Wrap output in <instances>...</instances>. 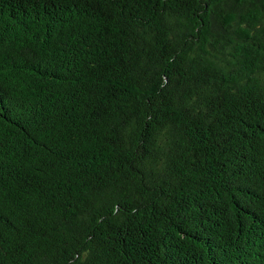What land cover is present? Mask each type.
Returning <instances> with one entry per match:
<instances>
[{
    "label": "trees",
    "instance_id": "obj_1",
    "mask_svg": "<svg viewBox=\"0 0 264 264\" xmlns=\"http://www.w3.org/2000/svg\"><path fill=\"white\" fill-rule=\"evenodd\" d=\"M0 264H264V0H0Z\"/></svg>",
    "mask_w": 264,
    "mask_h": 264
}]
</instances>
